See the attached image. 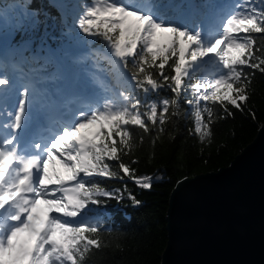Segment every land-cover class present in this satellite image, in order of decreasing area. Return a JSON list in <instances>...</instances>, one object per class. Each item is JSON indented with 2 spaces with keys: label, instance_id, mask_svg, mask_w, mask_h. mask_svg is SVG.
<instances>
[{
  "label": "snow or ice",
  "instance_id": "1",
  "mask_svg": "<svg viewBox=\"0 0 264 264\" xmlns=\"http://www.w3.org/2000/svg\"><path fill=\"white\" fill-rule=\"evenodd\" d=\"M30 6L31 0L18 4L16 15L0 10V264H85L91 249L102 247L101 225L87 218L89 205L105 203L101 197L119 202L125 192L141 203L126 184L109 189L96 178L127 176L143 189L153 186L152 175L139 176L124 162L135 142L132 126L163 133L181 114V94H190L185 103L194 131L210 142L211 125L225 118L210 104L226 115H234L229 105L243 111L255 70L264 73V0H239L230 10L203 0L175 17L184 5L171 0H66L60 5L65 23L66 14L81 10L62 37L76 28L93 38L89 45L103 42L104 52L92 49L89 57L96 68L107 61L110 68L101 71L113 83L65 63L85 57L53 48L47 29L33 51L28 34L52 17L41 20ZM196 14L202 19L193 22ZM14 35L21 40L10 45ZM10 46L12 73L5 63ZM160 89L172 98L147 99ZM69 95L84 102L70 105Z\"/></svg>",
  "mask_w": 264,
  "mask_h": 264
},
{
  "label": "trees",
  "instance_id": "2",
  "mask_svg": "<svg viewBox=\"0 0 264 264\" xmlns=\"http://www.w3.org/2000/svg\"><path fill=\"white\" fill-rule=\"evenodd\" d=\"M78 1L72 0L74 4ZM192 1V5L196 6L203 3V0ZM26 2L27 0H0V10L10 13V15H16L21 10L16 6ZM84 2L82 1L80 4ZM171 2L184 5L183 9L178 11H195L188 9L189 4L186 0H171ZM235 2L236 0H222V3L226 5V10H230L228 6ZM51 5H56V7ZM30 9L37 10L41 20L47 16L52 17L46 21V24L40 26L39 32L28 34L34 41L33 51L38 50L37 46L41 44L45 29H47V42L53 48L64 46L69 49L72 47L77 49L73 54L75 60L85 57L79 63L69 60L71 64H74L76 70L86 68L89 73L106 79L109 83L114 82L109 72L101 71V69L110 68L107 61L100 60L99 68H96L94 67L95 61L89 57L92 49L104 51L103 42L97 41L89 45L86 41L93 38L87 37L76 28H73L70 36L62 37V31H67L70 26L69 22L73 18L72 13L79 8L66 14L67 23L64 22L65 17L61 15L63 13L54 0H31ZM202 11L204 9L200 8L199 12ZM199 18L202 19V16L196 14L192 20L195 22ZM259 35L261 34H257L258 37ZM53 36L57 39L52 40ZM27 38L25 37V39ZM20 40V35H14V39L10 43L15 45ZM77 53L79 55L76 57ZM255 54L261 55L259 52ZM25 55H29V53H25ZM6 59L13 62L11 46ZM211 70L209 69V71ZM245 71L252 72L253 70L245 68ZM89 77L91 80V76ZM140 95L143 98V93ZM172 96L173 93L170 90L160 89L158 92L150 93L147 99L151 101L160 97L172 98ZM189 98H191L190 94H181V114L169 120L164 125V132L159 135L155 128L151 132H144L142 128L132 126L135 137L134 146L131 154L123 159L136 170L137 175H152L154 177L151 189L138 187L127 176H124L123 180L96 178L95 182H99L102 187L109 189H123L126 184L128 190L141 203L133 204L132 200L128 198V193L125 192L124 199L119 202L116 199L101 197L106 201L105 203L89 205L91 211L87 218L101 225L102 247L99 249L93 247L85 264L160 263L161 252L167 238L165 210L172 187L184 176L204 170H217L220 165L228 164L233 154L239 152L243 145L254 136L264 121V73L255 70L249 86V99L242 105L243 111L229 105V109L234 115H226L219 104L209 105L215 108L217 117H225L215 119L211 125L213 135L210 142L209 140L201 142L199 135L194 131L192 109L185 103ZM252 112L255 113V117L252 116ZM141 136H143V141L140 139ZM137 158L136 163H131ZM111 163L114 167L118 165V162L115 161Z\"/></svg>",
  "mask_w": 264,
  "mask_h": 264
},
{
  "label": "water",
  "instance_id": "3",
  "mask_svg": "<svg viewBox=\"0 0 264 264\" xmlns=\"http://www.w3.org/2000/svg\"><path fill=\"white\" fill-rule=\"evenodd\" d=\"M159 264H264V121L217 170L180 178Z\"/></svg>",
  "mask_w": 264,
  "mask_h": 264
},
{
  "label": "rangeland",
  "instance_id": "4",
  "mask_svg": "<svg viewBox=\"0 0 264 264\" xmlns=\"http://www.w3.org/2000/svg\"><path fill=\"white\" fill-rule=\"evenodd\" d=\"M82 1H85L86 2V0H82ZM82 1H78V3L80 4V2H82ZM187 1V3L188 4H191V2H190V0H186ZM224 1H227V0H224ZM54 2L59 6V8L61 9V11H62V13H65V10L63 9V8H61L60 7V5L61 4H63V3H65L66 2V0H54ZM217 2V1H216ZM239 2V0H236V2L235 3H238ZM234 3V4H235ZM174 5H179V3H176V4H174ZM81 9H77L76 11H72L73 13H72V15H73V18L76 16V15H78V13H79V11H80ZM178 10H180V9H175L174 11H173V13H171V15H173L174 17L177 15L176 14V11H178ZM9 15H10V13H8ZM73 18H71V20H70V26L72 25V22H73ZM201 18H199V20H200ZM198 20V21H199ZM76 36H78V35H76ZM10 45H11V43H10ZM82 49H84V48H82ZM75 50H77V49H74V48H72L71 47V50H70V52L72 53V54H74L75 53ZM79 50H81V49H79ZM104 52V51H103ZM79 54L77 53L76 54V57L78 56ZM6 62H7V64H6V70L8 71V72H13V70L12 69H10V68H12L11 67V65L12 64H10L11 63V61H8L7 59H6ZM65 63H68V62H66L65 61ZM68 64H70V63H68ZM16 74H18V73H16ZM88 79L90 80V77L88 76ZM65 87L66 88H69L70 87V89L72 88V82H71V78H69L68 80H66L65 82ZM69 89V90H70ZM84 101L82 100V99H80V100H78V101H75V103L79 106L81 103H83Z\"/></svg>",
  "mask_w": 264,
  "mask_h": 264
},
{
  "label": "bare ground",
  "instance_id": "5",
  "mask_svg": "<svg viewBox=\"0 0 264 264\" xmlns=\"http://www.w3.org/2000/svg\"><path fill=\"white\" fill-rule=\"evenodd\" d=\"M71 50V48H69V51ZM65 61L66 62H68V63H70V61L66 58L65 59ZM5 63L7 64V62L5 61ZM10 64H12V63H10ZM71 64V63H70ZM10 69H12V68H10ZM13 70V69H12ZM12 73V72H11ZM68 89H70V87L68 88ZM78 100H80V99H77V98H74L73 96H71V95H69L68 97H67V101H68V103L70 104V105H73V106H78L76 103H75V101H78Z\"/></svg>",
  "mask_w": 264,
  "mask_h": 264
}]
</instances>
